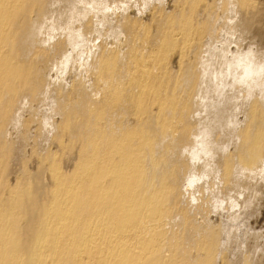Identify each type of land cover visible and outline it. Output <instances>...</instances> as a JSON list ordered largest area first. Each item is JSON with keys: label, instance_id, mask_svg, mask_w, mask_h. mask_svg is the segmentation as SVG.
Here are the masks:
<instances>
[{"label": "bare ground", "instance_id": "6f19581e", "mask_svg": "<svg viewBox=\"0 0 264 264\" xmlns=\"http://www.w3.org/2000/svg\"><path fill=\"white\" fill-rule=\"evenodd\" d=\"M133 1L0 0V264H264V2Z\"/></svg>", "mask_w": 264, "mask_h": 264}, {"label": "rangeland", "instance_id": "374dc122", "mask_svg": "<svg viewBox=\"0 0 264 264\" xmlns=\"http://www.w3.org/2000/svg\"><path fill=\"white\" fill-rule=\"evenodd\" d=\"M132 1H133V0H128V2H132ZM256 1H257V5H258V7L261 6V7H259V8L261 9V8L264 6V3L262 4V2H264V0H259V1L256 0ZM133 2H134V1H133ZM258 3H259V4H258ZM260 3H261L263 6L260 5ZM263 8H264V7H263ZM263 8H262V9H263ZM262 9H261V10H262ZM263 10H264V9H263ZM263 13H264V12H263ZM262 18H264V17H262ZM262 18H260L261 20H258V21H260L261 24H260V23H257V22H258V21H257V22L255 23L254 27H255V26H256V27H257V26L260 27V25H261L262 27H264V23H263L264 20H262ZM261 21H262V22H261ZM262 23H263V24H262ZM100 27H102V25H101ZM262 27H260L259 30H261ZM254 30H255L259 35H261V36L259 37V38H260L259 40L262 39L260 42H258L259 40H258V35H257V34H256L257 37H255L253 40H254V42H256V40H257V43L260 44V45H259L260 50L263 48L262 51H261V52L263 53V51H264V39H263V38H264V37H263V36H264V33H263V32H264V28L261 30V32L263 31L262 33L259 32V30H258L257 28H253V29H252L253 32H254ZM260 33H261V34H260ZM262 34H263V36H262ZM248 36H251V34L247 35V38H249ZM95 38H96V37H95ZM95 38L93 37V42L97 43V42L99 41V38L97 39L98 41H95V40H96ZM250 39H251V37L249 38L248 41H250ZM255 39H256V40H255ZM244 40H245V39H244ZM244 40H243V43H244V45H245L248 41L246 40V42H245ZM253 40H252V42H253ZM91 42H92V41H91ZM254 42H253V43H254ZM261 42L263 43V45L261 44ZM261 46H262V48H261ZM75 67H76V66L74 65V68H75ZM72 68H73V67H72ZM72 68H68V70L70 71V73L73 74V75H71V77H70L69 75H68V76H69V77H68V76L66 75V71H67V70H64V71H65L64 73H65V75H66V76L64 75V76H65L64 80H65V79L67 80L66 77H68L69 82H70V81L72 80L73 77L75 78V77L78 75V76H77L78 78H76V80L78 81V79L81 80V79L85 76V75H84V76H83V75H82V76L80 75V77H82V78L80 79L78 73H80L81 70H80V69H79L80 71H79V70H75V69H76V68H75V69H74L75 71H74ZM73 71H74V72H73ZM76 71H77V73H76ZM67 73H69V72L67 71ZM74 73H75V74H74ZM83 73H84V72L82 71L81 74H83ZM53 74H54V73H53ZM59 74H60V73H59ZM76 74H77V75H76ZM84 74H86V73H84ZM74 75H75V76H74ZM52 76H55V75H52ZM86 77H87V76H86ZM70 78H71V80H70ZM66 80H65V81H66ZM86 80H88V78H85V77H84V78H83V81H86ZM67 81H68V80H67ZM258 171H259V169L257 170V172H258ZM257 172H256V175H255V178L253 179L254 182H258V180L264 175V173H263V174H260V173H262V172H258V173H257ZM258 174H259V175H258ZM256 176H258V178H257ZM259 176H260V177H259ZM263 177H264V176H263ZM260 181H261V179H260ZM260 181H259V182H260ZM215 182H216V180H215ZM262 182H263V178H262ZM262 182L259 183V186L263 184V185H262V188H264V183H262ZM216 185H217V184L213 185V187L216 186ZM216 187H217V186H216ZM216 187H214V191L212 192V194L217 195V196L222 197V198L225 197L226 199H227V197H228L229 195H231V194L235 195V193L238 194V193H239V190H240V191L242 190V187H239V189H238V187H235V188L229 187V188L225 189V191L222 190L221 192H218L217 189H216ZM212 189H213V188H212ZM215 189H216V190H215ZM234 189H237V191L234 190ZM227 190H228V191H227ZM215 191H216V192H215ZM222 192H223V193H222ZM245 192H246V194H247V191H246V190H245ZM218 193H219V194H218ZM220 193H222V194H220ZM230 193H231V194H230ZM206 194H207V192H206ZM209 194H210V192H209ZM244 194H245V193H244ZM254 194H255L256 196L259 194V195L257 196V200H254V199L256 198V196H255V195L253 196L252 203H253L254 205H253L252 203H251V204L253 205L254 208L251 207V204L249 205L250 207L248 206L250 209L247 208V207H244L243 205L241 206L240 211H242V210H246V211H247L246 214H247V216H248L249 218L246 217V218L248 219V221L245 222V223H246V226H244L245 228H241V227H243V225H241V224L238 226L239 228L243 229V230H240V229H239L238 232H242V231H243L244 233L242 232L241 235H240V233L238 234V233L236 232L237 230H234V229H233V230H234V235H235V236H236V234H237V236L239 235V238H238L237 236H236V238H235V236H234V237L232 236V237L230 238V241H229V243H230V247H229V245H227V247H229V248H228L229 250L234 251L233 249H237V248H235L236 244H238V242L235 241V240H237V238H238V239H242V238H245V237H246L244 240H245L246 243L248 242V243H247L248 245H249V244H250V245L253 244V246H256V243H257V246H258V247L260 246V247H259L260 251L263 249L262 252L264 253V248H263V247H264V242H263V241H264V190L262 191L261 186H260L259 189L257 190V192L254 193ZM210 195H211V194H210ZM221 195H222V196H221ZM262 195H263V196H262ZM239 196L242 197V195H239ZM241 197H240V198H241ZM260 197H261V199H260ZM258 198H259V199H258ZM262 200H263V201H262ZM254 201H255L256 203H254ZM258 202L260 203V205H258V204H259ZM255 204H256V206H255ZM257 205H258L259 208H257ZM261 205H262V206H261ZM246 208H247V209H246ZM256 208H257V209H256ZM260 208H261V209H260ZM237 209H238V208H236V210H237ZM252 209H254V210H252ZM255 209H256L257 211L259 210V212H257ZM224 211H225V209H223V212H222V211H221V212L224 213V214H223V220L227 223L229 220H231V218L228 219V217H225V216H227V215H226V213H225ZM254 211H255V214H253ZM238 212H239V211L237 210L236 213H238ZM252 212H253V213H252ZM241 213H242V212H241ZM248 214L252 215V217H250ZM247 219H246V220H247ZM232 220H234V219H232ZM232 220H231V221H232ZM231 221L228 222L229 224L227 223L229 226L233 225V223L236 224V221H237V220H236V221L234 220L233 222H231ZM247 222H248V223H247ZM230 223H231V224H230ZM237 225H238V222H237L236 225H233V226H237ZM244 225H245V224H244ZM249 225H250L251 227H250ZM233 226H232V227H233ZM247 228H248V229H247ZM251 229H252V230H251ZM255 229H256V230H255ZM258 229H259L260 231H259ZM246 230L249 231V232L246 233ZM254 231H255V232H254ZM256 231H257V232H256ZM259 232H261V233H259ZM262 233H263V235L261 236ZM244 234H245V235H244ZM251 235H252V236H251ZM255 237H256V240H254ZM250 238H251V239H250ZM233 239H234V240H233ZM258 240H259V242H256V241H258ZM260 240H261V241H260ZM253 241H255V242H253ZM229 243H228V244H229ZM235 243H236V244H235ZM262 243H263V244H262ZM232 244H233V245H232ZM258 244H259V245H258ZM234 245H235V246H234ZM262 245H263V246H262ZM231 247H232V249H231ZM261 248H262V249H261Z\"/></svg>", "mask_w": 264, "mask_h": 264}]
</instances>
